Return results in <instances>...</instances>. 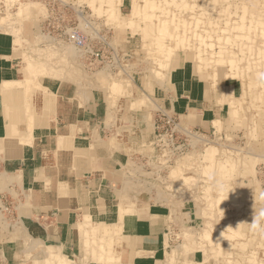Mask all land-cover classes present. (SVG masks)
<instances>
[{"label": "crops", "instance_id": "crops-1", "mask_svg": "<svg viewBox=\"0 0 264 264\" xmlns=\"http://www.w3.org/2000/svg\"><path fill=\"white\" fill-rule=\"evenodd\" d=\"M7 1L0 0V9L11 5ZM2 18L0 264H247V254L222 255L241 243L216 239L226 216L215 200L211 250L192 242L196 248L186 256L173 257L170 228L175 232L206 217L194 200L151 198L152 190L140 189V163L129 164L142 158V142L153 138L161 113L199 132L226 119L228 104L208 74L184 62L169 73L168 88L154 107H128L108 119V101L98 88L40 80L39 87L27 89L23 48L2 29ZM123 120L126 129L119 126ZM100 243L106 253H99Z\"/></svg>", "mask_w": 264, "mask_h": 264}, {"label": "rangeland", "instance_id": "rangeland-1", "mask_svg": "<svg viewBox=\"0 0 264 264\" xmlns=\"http://www.w3.org/2000/svg\"><path fill=\"white\" fill-rule=\"evenodd\" d=\"M96 1L101 2V0H12L11 5L6 4L0 9V14L3 17L1 20L2 29L7 28L16 37L17 47L23 48L20 54L22 65H24V81L27 89L30 85L39 87L38 82L40 80L71 82L79 87L98 88L101 92H104L110 109L108 119H112V117H116L114 112L117 113L118 110L126 112L128 107L133 110L143 107L148 108V106L153 107L154 100L160 98L168 88L169 73L184 64V62L193 63L197 70L208 74L211 81L214 82V86L218 89L221 88L219 90L220 101L228 104L231 110H228V112H231L232 117L228 113L226 119L220 123L218 122L215 128L210 131H198L196 133L198 136H188V144L181 146V148L164 149L156 147L153 143L154 137L150 141L142 142L140 149L142 158L129 161V164L140 163V176L142 179L140 189L142 191L152 190L151 198L155 200L168 198L176 202L186 199L194 200L196 206L200 207L202 215L206 217V220L200 224H194L191 227L183 226L181 230L175 232L170 228L168 238L173 257L186 256V251L196 248L192 246V242H196L194 245H198L206 252L207 248L211 250L215 233L209 218H212L211 213L214 209L215 200V203L221 209V214L226 216L216 239L218 242L227 245L230 241L241 243L237 246L234 244L236 251L230 253L226 249L222 252V255L227 256L235 253L242 258L247 254L243 257L247 264H254L256 260L261 262L260 260L264 259V230H254L247 223L252 222L255 209L264 208V192L261 189L260 178L257 175L259 165L264 163V0H220L222 2L219 0H173L174 3H172V0H162L150 7L146 5V0H134L138 3V6L142 5L140 6V13L136 11L132 15H130L132 0H122L119 13L115 18L109 15L106 0H102L101 4ZM181 1L185 2L182 3ZM210 1H214V3ZM116 4H118L117 0L113 5L116 6ZM243 5L245 8L242 7ZM52 7H54L55 12H65L63 14L66 21L69 20L71 26L76 27L74 30L78 34V42H71L45 31L46 17L50 14ZM104 7L105 11H103ZM221 7L222 9H220ZM162 8L164 9L161 10ZM203 9L206 13L202 12ZM226 9L227 11H224ZM176 10L177 12H174ZM77 11H81L82 15L81 13L78 14ZM171 12L176 15L181 14L182 18H191L190 16L195 14L201 20H199L202 24H199L200 28L203 29L209 26V29H206L210 30L211 35L213 34V26L219 24V16L220 18L224 15L226 17L228 12L230 14H228L229 23H236L237 27L232 29L230 33L223 34L227 35L225 39L221 34L225 29V25L221 23L217 34L221 36L219 42L228 47L230 46L229 49L235 54L234 57H236L238 64L237 75L228 76L229 72H234V70H229L226 64L213 63L212 60L198 63L196 57L186 58L183 50L178 49H175L176 52L171 56L170 61L174 57H180L182 60L180 59L174 64H169V61L167 67H164L165 64L163 63L165 61H161L164 58L161 57L160 47L154 46L158 45L156 43L148 47V52L146 44L149 45L150 40L155 38V34L156 36L159 34L161 25L165 24L167 27H173L172 22H170L171 24L168 23L170 19L158 25V19L165 20ZM256 15L260 16L259 20ZM154 16L156 17L154 18ZM130 17L135 18L133 20L135 22V24L133 22L134 27L126 22ZM148 20L152 22L150 23ZM133 29L134 31H132ZM140 30L141 32H139ZM202 33L206 35L203 30ZM158 37L160 36L158 35ZM162 37L164 41L170 40L168 34L162 35ZM214 38L206 37L205 40H213ZM141 42H145V44ZM86 45L103 51V59L95 61L87 57L88 55L84 53ZM258 50L261 52H258ZM151 53L154 56L157 54L159 57L156 55L158 58L156 56L153 58ZM157 61L161 63V66H158ZM159 67L161 68L159 69ZM161 74H165V77ZM117 82L122 90L114 89V84ZM224 86L227 91L229 90L226 97ZM141 98H144L145 101ZM123 121H120L119 126L121 128L124 126L125 129L128 128L127 120ZM217 125L219 128H217ZM179 137L183 142V136ZM207 147H213L216 152L212 160L207 159L206 161L203 152ZM226 155L230 159L225 157ZM232 158L233 163H231ZM223 163H227L228 172L226 174L223 173L225 172L221 165ZM229 164H232V166L230 167ZM135 174L137 173L135 172ZM217 176L222 177L223 180ZM225 176H228V179ZM222 188L231 190L229 194L221 196ZM220 199H222L221 202H219ZM201 232H205L209 236L204 237V239ZM209 237L210 239H208ZM107 244L108 242L105 247L109 251L112 241H109L108 246ZM100 245L103 246V243H100ZM189 246H192V248H187ZM95 252L93 250L94 255ZM99 253H106L103 247L99 248ZM172 262H174V258ZM49 263L52 264L51 259Z\"/></svg>", "mask_w": 264, "mask_h": 264}, {"label": "bare ground", "instance_id": "bare-ground-1", "mask_svg": "<svg viewBox=\"0 0 264 264\" xmlns=\"http://www.w3.org/2000/svg\"><path fill=\"white\" fill-rule=\"evenodd\" d=\"M7 1V0H6ZM131 1V0H130ZM144 1V0H143ZM158 1H162V0H146L145 2H146V5H148L149 7L150 6H152V5H154V4H157L158 3ZM163 1H166V0H163ZM169 1V0H168ZM173 1V0H172ZM171 1V2H172ZM205 1V0H204ZM220 1V0H219ZM233 1H235V0H233ZM238 1V0H237ZM249 1V0H248ZM258 1V0H257ZM263 1V0H262ZM8 2V1H7ZM95 2V1H94ZM96 2H99V1H96ZM101 2H102V0H101ZM101 2H99L100 4H101ZM114 2H115V0H106V3H108V4H106V5H108V9H109V15L111 16V17H117V15H118V13H119V6L122 4V0H117V2H118V4H116V6H114L113 4H114ZM144 2V3H145ZM182 3H184L183 1H181ZM211 2V1H210ZM209 2V3H210ZM220 2H222V1H220ZM219 2V3H220ZM232 2V1H231ZM5 3V2H4ZM10 3V2H9ZM12 3V2H11ZM98 3V4H99ZM142 3V2H141ZM162 3V2H161ZM172 3H174V1L172 2ZM193 3V2H192ZM202 3V2H201ZM211 3H214V1H212ZM226 3V2H225ZM224 3V4H225ZM256 3H258V2H256ZM255 3V4H256ZM97 4V5H98ZM99 4V5H100ZM164 4V3H163ZM181 4V3H180ZM179 4V5H180ZM191 4V3H190ZM197 4V3H196ZM203 4V3H202ZM229 4V3H228ZM259 4V3H258ZM131 5V4H130ZM142 4H140V6H141ZM159 5V4H158ZM169 5H170V3H169ZM176 5V4H175ZM200 5V4H199ZM198 5V6H199ZM207 5H209V4H207ZM235 5V4H234ZM101 6V5H100ZM132 7H131V12H130V15H132L133 14V12H138V13H140L139 11H140V6H138V3H136V1H134V0H132V5H131ZM166 6V5H165ZM172 6H174V5H172ZM182 6V5H181ZM186 6H187V4H186ZM193 6H194V4H193ZM220 6H221V4H220ZM254 6V5H253ZM156 7V6H155ZM158 7V6H157ZM200 7H202V6H200ZM219 7V6H218ZM222 7H223V5H222ZM222 7L220 8V9H222ZM226 7V6H225ZM224 7V8H225ZM243 8H245L244 7V5L242 6ZM262 7V6H261ZM123 8V7H122ZM121 8V9H122ZM128 8V7H127ZM143 8V7H142ZM152 8V7H151ZM165 8V7H164ZM164 8H162L161 10H163ZM167 8V7H166ZM187 8V7H186ZM189 8V7H188ZM187 8V9H188ZM198 8V7H197ZM226 8H228V7H226ZM232 8V7H231ZM258 8H259V6H258ZM257 8V9H258ZM123 9H125V8H123ZM175 9V8H174ZM194 9V8H193ZM255 9V8H254ZM43 10V9H42ZM77 10V9H76ZM80 10V9H79ZM159 10V9H158ZM181 10V9H180ZM186 10V9H185ZM230 10V9H229ZM233 10V9H232ZM256 10V9H255ZM263 10V9H262ZM103 11H105V7H104V10ZM150 11V10H149ZM156 11V10H155ZM154 11V12H155ZM166 11V10H165ZM172 11V10H171ZM201 11V10H200ZM199 11V12H200ZM224 11H227V9L226 10H224ZM244 11H245V9H244ZM258 11V10H257ZM161 12V11H160ZM167 12H169V11H167ZM174 12H177V10L176 11H174ZM174 12H171V14H169L168 15V18H166L165 20L163 19V20H159L158 19V21H159V23H158V25L160 24V23H162L163 21H169L168 19H170V21L168 22V23H170V22H172V25H173V27H171V26H169V27H167V26H165V24H163V25H161V27L159 28V36L160 37H158V35L156 36V34H155V38L154 39H151L150 40V44L148 45V44H146L147 45V49H148V47H151L152 45H154V43H156V44H158V45H154L155 47L157 46L158 48L160 47V50H161V53H162V55H161V57L162 58H164V60H161V61H165L163 64H165V66L164 67H167L166 65L169 63V61H170V58H171V56L176 52V50L175 49H178V50H183V52H184V55L186 56V58H188V57H196V59H197V61H198V63H202V62H206L207 60H212L213 61V63H218V64H226L227 65V67H228V69L230 70V69H232V70H234V72H229V75L228 76H232L233 74H236V73H238V64H237V61H236V57H234L235 56V54L233 53V51L232 50H230L229 49V47L227 46V45H225L224 43H221V42H219L220 40H221V36L219 35V34H217V31H218V29L220 28V24L222 23V24H224L225 25V29H223V31H222V35L223 34H226V33H230V31H232V29H234V28H236L237 27V24L236 23H233V24H231V23H229L230 21V19H229V13L227 12V15H226V17H225V15L222 17V18H220V16H219V26L218 25H215V26H213V34L211 35L210 34V30H208L209 29V26L208 27H206V28H208V29H206L205 27L203 28V29H201L200 27V25H202V24H200V22H199V17H197V16H195V14H193L192 16H190L191 18H182V16H180V15H176ZM194 12V11H193ZM202 12H204V13H206L205 12V10L203 9V11ZM201 12V13H202ZM237 12H238V10H237ZM156 13H158V12H156ZM184 13V12H183ZM241 13H243V12H241ZM256 13H258V12H256ZM80 14V13H79ZM136 14V13H135ZM134 14V15H135ZM152 14V13H151ZM151 14H149V15H151ZM187 14V13H186ZM218 14H219V12H218ZM221 14V13H220ZM229 14V15H228ZM235 14V13H234ZM259 14V13H258ZM263 14V13H262ZM19 15V14H18ZM107 15V14H106ZM152 15H154V14H152ZM161 15V14H160ZM159 15V16H160ZM198 15V14H197ZM202 16H203V14H201ZM201 15H200V17H201ZM206 15V14H205ZM210 15H211V13H210ZM232 15V14H231ZM254 15V14H253ZM139 16V15H138ZM156 16H158L157 14H156ZM156 16H154V18L156 17ZM199 16V15H198ZM242 16V15H241ZM257 16V15H256ZM186 17H187V15H186ZM213 17V16H212ZM218 17V16H217ZM258 17V16H257ZM260 17V16H259ZM259 17H258V20H259ZM264 17V16H263ZM139 18V17H138ZM151 18H153V17H151ZM151 18H149V19H151ZM161 18H162V16H161ZM205 18V17H204ZM81 19V18H80ZM131 19V20H130ZM130 19L128 18V20L126 21L127 22V24L129 23V25L130 24H132V26L134 27V24H135V22L133 21L134 19L133 18H131L130 17ZM214 19V18H213ZM146 20V19H145ZM144 20V21H145ZM153 20V19H152ZM205 20V19H204ZM209 20H210V18H209ZM240 20V19H239ZM252 20V19H251ZM117 21V20H116ZM140 21V20H139ZM149 22H150V20H148ZM201 21V20H200ZM214 21H215V19H214ZM118 22V21H117ZM133 22H134V24H133ZM152 22V21H151ZM150 22V23H151ZM124 23V22H123ZM146 23V22H145ZM155 23V22H154ZM167 23V22H166ZM117 24V23H116ZM153 24V23H152ZM155 24H157V23H155ZM171 24V23H170ZM200 24V25H199ZM204 24V23H203ZM216 24V23H215ZM262 24V23H261ZM89 25V24H88ZM126 25V24H125ZM129 25H127V26H129ZM139 24L137 23V26H138ZM168 25V24H167ZM122 26V25H121ZM156 26V25H155ZM85 27V26H84ZM126 27V26H125ZM139 27V26H138ZM143 27V26H142ZM146 27V26H145ZM247 27V26H246ZM256 27V26H255ZM131 28V27H130ZM156 28V27H155ZM212 28V27H211ZM260 29V28H259ZM156 30V29H155ZM202 30L204 31V33L206 34V35H204L203 33H202ZM212 30V29H211ZM261 30V29H260ZM132 31H134V29L132 30ZM254 31V30H253ZM262 31V30H261ZM264 31V30H263ZM139 32H141V30L139 31ZM156 33V32H155ZM263 33V32H262ZM140 34V33H139ZM169 35V39L170 40H168V41H164L163 40V37H162V35L164 36V35ZM255 34V33H254ZM264 34V33H263ZM253 35V34H252ZM56 36V35H55ZM224 36V38L226 39L227 38V35H223ZM151 37V36H150ZM206 37H215L213 40H214V42H213V40L211 39V40H205V38ZM263 37V36H262ZM40 38V37H39ZM38 38V39H39ZM97 38V37H96ZM59 39V38H58ZM142 39H143V36H142ZM145 39V38H144ZM146 39H148V38H146ZM43 41V40H42ZM39 42V41H38ZM83 43V42H82ZM142 43V42H141ZM262 43V42H261ZM39 44V43H38ZM67 44V43H66ZM142 44H145V42L144 43H142ZM259 44V43H258ZM263 44H264V42H263ZM262 45V44H261ZM143 46V45H142ZM260 48V47H259ZM66 49V48H65ZM146 49V50H147ZM257 49V48H256ZM68 50V49H67ZM157 50V49H156ZM159 50V51H160ZM251 50H252V47H251ZM262 50V49H261ZM153 51H155V50H153ZM148 52H149V49H148ZM252 52V51H251ZM258 52H261V51H259L258 50ZM146 53H147V51H146ZM156 53V52H155ZM161 53H159V54H161ZM152 54V53H151ZM146 55V54H145ZM153 55V54H152ZM157 55V54H156ZM155 55V56H156ZM190 55H192V56H190ZM29 56V55H28ZM154 55H153V58L155 57ZM158 56V55H157ZM156 56V57H157ZM159 57V56H158ZM157 57V58H158ZM160 57V58H161ZM250 57H252V56H250ZM256 57V56H255ZM262 57V56H261ZM161 58V59H162ZM156 59V58H155ZM195 60V59H194ZM263 60V59H262ZM147 61V60H146ZM150 62V61H149ZM153 62H154V59H153ZM211 62V61H210ZM263 62H264V60H263ZM262 62V63H263ZM52 63V62H51ZM157 63H158V66H161L160 64L161 63H159L158 61H157ZM261 63V64H262ZM156 64V63H155ZM264 64V63H263ZM262 64V65H263ZM199 65V64H198ZM203 65V64H202ZM255 65V64H254ZM260 65V64H259ZM261 65V66H262ZM163 66V65H162ZM163 67V68H164ZM201 67V66H200ZM203 67V66H202ZM256 67V66H255ZM161 67H159V69H160ZM148 69V68H147ZM154 70V69H153ZM264 70V69H263ZM37 71H40V70H37ZM148 71V70H147ZM156 72V71H155ZM34 73V72H33ZM159 73H160V71H159ZM264 73V72H263ZM158 74V73H157ZM165 74H166V72H165ZM165 74L163 75V74H161V76H164L165 77ZM231 74V75H230ZM156 75V74H155ZM237 75V74H236ZM151 76V75H150ZM213 77V76H212ZM233 77V76H232ZM239 77H240V74H239ZM230 78V77H229ZM263 78V77H262ZM156 79V78H155ZM164 79V78H163ZM241 79V78H240ZM263 80H264V78H263ZM161 81H162V79H161ZM240 82V81H239ZM257 82V81H256ZM114 83V82H113ZM242 83V82H241ZM117 84V85H116ZM257 84V83H256ZM118 82L117 83H115L114 84V89L115 90H122V88L120 89V85H119V88H118ZM215 85V84H214ZM261 85V84H260ZM222 86V85H221ZM233 86V85H232ZM112 88H113V86H111ZM225 87V86H224ZM112 88H110L111 90H112ZM125 88V87H124ZM123 88V89H124ZM221 89V88H220ZM229 91V90H228ZM228 91H227V89H226V87H225V90H224V94H225V97H226V95L228 96ZM233 91V90H232ZM113 92V91H112ZM116 94V93H115ZM121 94V93H120ZM123 94V93H122ZM144 94V93H143ZM142 94V95H143ZM232 94V93H231ZM259 94V93H258ZM261 94V93H260ZM259 94V95H260ZM124 95V94H123ZM144 95H146V94H144ZM222 95V94H221ZM233 95V94H232ZM242 95V94H241ZM147 96V95H146ZM230 96V95H229ZM145 97V96H144ZM219 97V96H218ZM257 97V96H256ZM136 98V97H135ZM149 98V97H148ZM142 99H144V98H141V100ZM148 100V99H147ZM220 100V99H219ZM225 100H226V98H225ZM230 101H231V99H229ZM134 101V100H133ZM138 101V100H137ZM144 101H145V99H144ZM217 101V100H216ZM143 102V101H142ZM141 102V103H142ZM132 103V102H131ZM232 103V102H231ZM139 104H140V102H139ZM79 105V104H78ZM152 105V104H151ZM233 105V104H232ZM231 105V106H232ZM242 105V104H241ZM230 106V107H231ZM131 107V106H130ZM154 107V106H153ZM241 107V106H240ZM239 107V108H240ZM156 108V107H155ZM241 109V108H240ZM229 110H230V108H229ZM231 111V110H230ZM232 111H233V109H232ZM234 112V111H233ZM229 114L231 113V112H228ZM233 114H235V113H233ZM231 115V117H232V114H230ZM108 118V117H107ZM217 121H218V119L215 121L216 123L215 124H217ZM220 123V122H219ZM219 126H220V124H219ZM217 128H219L218 127V125H217ZM211 147V146H210ZM206 148L205 149V151L203 152L204 153V159H206V161H207V159L208 160H212V158H213V156H214V153L216 152V149H214L213 147L212 148ZM203 155V154H202ZM263 155V154H262ZM259 156V155H258ZM261 156V155H260ZM225 157H228L227 155L225 156ZM229 159H230V157H228ZM237 159V158H236ZM238 160V159H237ZM203 161V160H202ZM227 161H229L228 159H227ZM232 162L231 163H233V158H232V160H231ZM212 163V162H211ZM217 163V162H216ZM218 165H220L219 163H218ZM222 165V168L225 170V172H223L222 170H221V168H220V170H221V172H223V173H227L228 172V169H227V163H223V164H221ZM230 165V167L232 166V164H229ZM217 168V167H216ZM211 170V169H210ZM219 170V171H220ZM203 171V170H202ZM212 172V171H211ZM218 177V176H217ZM226 177V176H225ZM228 177V176H227ZM226 177V178H227ZM218 178H221L222 179V177H218ZM224 178V177H223ZM220 179V180H221ZM228 179V178H227ZM223 180V179H222ZM224 180H225V178H224ZM131 187V186H130ZM140 192V191H139ZM207 198V197H206ZM222 201V199H220L219 200V202H221ZM210 202H212V201H210ZM210 202H209V204H210ZM97 230V229H96ZM105 231V230H104ZM116 231V230H115ZM105 232H107V231H105ZM201 236H202V238H204V237H208L209 235L208 234H206L205 232H201ZM221 235H224V234H221ZM222 237V236H221ZM220 237V238H221ZM94 238V237H93ZM205 239V238H204ZM208 239H210V237L208 238ZM86 240V239H85ZM95 240V239H94ZM99 241H101V240H99ZM108 244H109V241H108ZM108 244H107V246H108ZM111 244V243H110ZM101 246L102 245H100V247L99 248H101ZM103 247V246H102ZM105 251V250H104ZM108 251V250H107ZM109 252V251H108ZM53 256H54V254H52ZM56 256H57V254H56ZM52 258V257H51ZM55 259V258H54ZM61 263V262H60Z\"/></svg>", "mask_w": 264, "mask_h": 264}, {"label": "built area", "instance_id": "built-area-1", "mask_svg": "<svg viewBox=\"0 0 264 264\" xmlns=\"http://www.w3.org/2000/svg\"><path fill=\"white\" fill-rule=\"evenodd\" d=\"M77 12L82 15L81 11ZM63 13L65 14V12ZM63 13L55 12L54 7H52V9H50V14L46 17L47 22L44 24L45 31L59 38H64L71 42H78V34L76 30H74L76 27H72L69 20L68 22L66 21V17ZM84 53L88 55L87 57L95 61H100L99 59H103L104 57L103 51H100L98 48L95 49L93 46L86 45ZM153 126V143L159 148H181V146L183 147L188 144V136H198L196 134L198 130L183 128L174 117L165 113H161L156 117ZM181 135L183 136V142H181V138L179 137ZM176 143H178V145H176ZM257 175L260 178V181H258L264 192V163L259 165Z\"/></svg>", "mask_w": 264, "mask_h": 264}, {"label": "clouds", "instance_id": "clouds-1", "mask_svg": "<svg viewBox=\"0 0 264 264\" xmlns=\"http://www.w3.org/2000/svg\"><path fill=\"white\" fill-rule=\"evenodd\" d=\"M230 190L231 189L225 190L222 188L220 195L223 196L224 194H229ZM247 224H249L254 230H264V208H260L259 210L255 209L252 222Z\"/></svg>", "mask_w": 264, "mask_h": 264}]
</instances>
